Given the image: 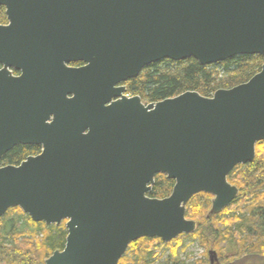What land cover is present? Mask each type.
I'll use <instances>...</instances> for the list:
<instances>
[{
  "label": "water",
  "instance_id": "obj_1",
  "mask_svg": "<svg viewBox=\"0 0 264 264\" xmlns=\"http://www.w3.org/2000/svg\"><path fill=\"white\" fill-rule=\"evenodd\" d=\"M2 7L9 25H0V162L19 145L44 150L0 167V219L19 208L35 223L66 222V246L45 264H119L141 239L194 234L198 224L186 213L195 196L213 197L209 217L239 197L228 177L254 162L264 142V66L210 98L187 92L145 104L121 85L164 60L264 58V0H0ZM158 175L175 181L165 199L148 196Z\"/></svg>",
  "mask_w": 264,
  "mask_h": 264
},
{
  "label": "trees",
  "instance_id": "obj_2",
  "mask_svg": "<svg viewBox=\"0 0 264 264\" xmlns=\"http://www.w3.org/2000/svg\"><path fill=\"white\" fill-rule=\"evenodd\" d=\"M6 22L5 10L0 8V24ZM263 66L261 56H238L212 66H202L195 59L164 60L130 80L128 94L139 96L144 103L161 102L187 92L210 98L218 90L249 82ZM39 152L37 147H16L3 157L0 167L19 166ZM228 180L240 190L229 208L209 217L213 197L205 193L195 196L186 213L187 219L198 224L194 234L182 235L171 243L141 239L131 244L119 264H189L180 256L189 240L198 242L206 252H217L221 264H264V142L257 145L254 162L236 167ZM174 187L175 181L158 175L148 196L165 199ZM67 236L66 222L47 226L33 222L19 208L11 209L0 219V264H45L54 252L64 250ZM191 264L211 262L205 257V261Z\"/></svg>",
  "mask_w": 264,
  "mask_h": 264
},
{
  "label": "rangeland",
  "instance_id": "obj_3",
  "mask_svg": "<svg viewBox=\"0 0 264 264\" xmlns=\"http://www.w3.org/2000/svg\"><path fill=\"white\" fill-rule=\"evenodd\" d=\"M185 246H186V250L185 251H181L180 252V256H181L182 260L187 261L189 264L195 263V262H203V261H205V257L211 262V264H221L220 261H219V255H218L217 252L211 251V250H209V252H206L198 244V242H196V241L192 242V240H189V241H187L185 243ZM181 249H183V248H181ZM210 252H214L216 254V257L215 258H211ZM165 253H166V256L169 254L168 251L165 252Z\"/></svg>",
  "mask_w": 264,
  "mask_h": 264
},
{
  "label": "flooded vegetation",
  "instance_id": "obj_4",
  "mask_svg": "<svg viewBox=\"0 0 264 264\" xmlns=\"http://www.w3.org/2000/svg\"><path fill=\"white\" fill-rule=\"evenodd\" d=\"M2 8H3V7H2ZM3 9L5 10V14H6V9H5V8H3ZM6 17H7V14H6ZM0 25H1V26H8V25H9L8 18H7V22H6V23H4V24H0ZM67 66H68L69 68H72V69H79V68L84 67L85 64H84V63H71V64H67ZM1 69H2V66H0V70H1ZM14 75L17 76V77H20V76L22 75V73L19 72V71H17V72L14 73ZM128 82H129V81H128ZM128 82H126V83H124V84L121 85V86H123V87H126V89H127V93H126V95L129 96V97H137V96H131V95L128 94V88H127V83H128ZM138 97H139V96H138ZM69 98H72V97L70 96ZM143 103H144V102H143ZM145 104H149V103H145ZM19 146H32V147H37V148H39L40 152H39L37 155L29 156V157H36V156H39V155L42 154V151L44 150L42 146H36V145H19ZM19 146H17V147H19ZM15 148H16V147H15ZM10 152H11V151H10ZM29 157H28V158H29Z\"/></svg>",
  "mask_w": 264,
  "mask_h": 264
}]
</instances>
